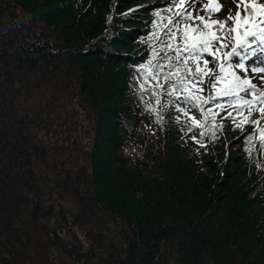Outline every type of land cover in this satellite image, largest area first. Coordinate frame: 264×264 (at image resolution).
Segmentation results:
<instances>
[{
	"label": "trees",
	"instance_id": "trees-1",
	"mask_svg": "<svg viewBox=\"0 0 264 264\" xmlns=\"http://www.w3.org/2000/svg\"><path fill=\"white\" fill-rule=\"evenodd\" d=\"M151 1L0 0V214L20 226L27 205L48 241L68 242L69 264H264V144L247 119L254 111L228 107L224 80L204 91L177 80L184 67L165 59L175 55L165 47L175 46L166 35L175 6ZM220 9L208 13L226 19ZM224 42L219 53L242 51L233 33ZM262 56L235 73L251 82ZM209 95L217 99L206 103ZM193 127L204 135L191 139ZM76 151L89 167L75 176L59 161ZM65 185L78 206L68 215L56 211ZM16 233L31 244L30 233Z\"/></svg>",
	"mask_w": 264,
	"mask_h": 264
},
{
	"label": "snow or ice",
	"instance_id": "snow-or-ice-1",
	"mask_svg": "<svg viewBox=\"0 0 264 264\" xmlns=\"http://www.w3.org/2000/svg\"><path fill=\"white\" fill-rule=\"evenodd\" d=\"M231 3H237V0H230ZM245 0H239L237 3V7H239L240 3H244ZM253 6L255 5V0H251ZM172 6L179 7L181 5H186L183 11L177 13V18L175 20L168 21V29L166 30V35L169 41H175V46L173 44L165 42V47L174 52V56H167L165 59L167 63L171 65L172 61L175 60L177 65H182L184 67V72L182 75L177 77V80L183 84L185 81L192 84V87L197 91H204L206 89H216L217 85L221 80H224L225 86L221 92L220 98H231L235 97L237 100H242L244 104H250L251 101L243 100L241 93L245 96L257 94L264 98V89H259L257 84L250 83L248 78H244L240 75H237L235 72L229 73L227 77L223 75L224 73V64L219 63V57L216 56V53L221 51V48L228 47V45L224 42V38L232 35V33L239 26V21L241 19V13L239 11L235 12V19L233 17L232 10H228V16L226 19H212L210 13L207 16H201L199 13L210 5H215L216 0H171ZM168 10V9H166ZM220 7H216V11H220ZM193 11H195V15H193ZM159 15V14H157ZM199 21V23H196ZM229 21H232L229 24ZM216 28V31L213 32L212 29ZM227 28V31L224 29ZM208 30L207 32L205 30ZM260 45L262 47H258L252 51L248 49L251 47V44H241L238 47L242 49V51L237 50V47H233L230 53H227L229 59L231 57H238L239 63L233 64L228 63L229 68L233 69H241L247 73L248 68L246 67V61L250 60L252 57L257 56L258 53H264V34L258 37ZM219 43V46L217 44ZM213 49L210 51L209 49ZM205 53L208 56L212 57V60H208L205 58ZM264 59V56L261 57ZM200 61H203V70L200 66ZM195 64V68L192 65ZM212 64L213 67L209 68L208 65ZM160 67H164V65H160ZM217 69L219 71L217 72ZM176 72L180 71V67H176L174 69ZM252 73H262L264 74V67H252ZM208 73H212L213 75L208 76ZM173 76V72H168L165 74V81H171ZM208 76L207 81H205L204 77ZM155 78V77H153ZM257 79H264V76L257 77ZM206 84V89L202 88V85ZM176 85L174 83H170L168 94L172 95ZM186 90V89H185ZM177 99H180L177 96ZM189 99L188 96L184 97V100L187 101ZM217 97L214 95H209L205 102L211 103L216 100ZM219 107L220 105L217 104ZM195 107V105H193ZM228 107H232L230 103ZM177 111L183 112L187 115V112L184 108L177 106ZM223 111H227L226 109H222ZM211 111V109H208ZM227 115L231 117V113L228 112ZM179 119V117H177ZM255 123V121H253ZM194 127L199 126L198 121L194 119L193 121ZM193 128H189L188 131L192 132L191 139L197 140V136H203V132L197 133ZM201 143V141H197ZM203 146V145H202ZM264 147V145H261Z\"/></svg>",
	"mask_w": 264,
	"mask_h": 264
},
{
	"label": "rangeland",
	"instance_id": "rangeland-1",
	"mask_svg": "<svg viewBox=\"0 0 264 264\" xmlns=\"http://www.w3.org/2000/svg\"><path fill=\"white\" fill-rule=\"evenodd\" d=\"M141 3V1H140ZM237 3H239V0H237ZM237 3H231L230 0H216L215 5H210L206 10H204L203 13H199L201 16H205L207 19L208 12L210 9H215L219 6L224 11H226L225 15L228 16V10L231 9L233 13V17L235 19V12L239 11L241 13V19L239 21V26H241L242 22V33L244 34L248 28L249 33H252L254 31H257L261 29V27H264V20L262 17L255 18L254 15L261 14L264 15V0H255V5L251 3V0H245L244 3H240L239 7H237ZM150 4L154 6L162 5L163 3H160V1H151ZM148 5V4H147ZM146 5V6H147ZM186 7V5H181L179 7H174L175 15L177 18V13L183 11V9ZM137 9L143 8L142 5H139L136 7ZM251 13H254L251 15ZM193 15H195V11H193ZM211 15L212 19H216L217 17L215 15ZM264 17V16H263ZM175 19V18H174ZM249 19H253L251 24L249 25ZM238 26V27H239ZM238 27L233 32V38L235 39L238 31ZM144 29H147V27H144ZM208 31L207 29L205 30ZM213 32L216 31L215 28L212 29ZM262 34V33H261ZM260 34V35H261ZM258 35V37L260 36ZM232 47H229L227 50L232 51ZM212 51L213 49H209ZM229 53V52H228ZM220 56L223 58V64L228 65V63L231 60L228 61V56L226 54L219 53ZM200 65L203 64V61L199 62ZM235 64V63H233ZM247 67V66H246ZM229 72H237V69L229 68L226 69ZM239 70V69H238ZM241 70V69H240ZM225 71V70H224ZM248 73V71H247ZM259 75H263L262 73ZM258 76H254L250 83L257 84L259 89H264V81L261 82L263 79H257ZM261 77V76H260ZM223 85L224 82H222ZM241 96L243 100L251 101L250 104H244L242 100H237L235 97H232L231 104L234 109H247L251 108V111L253 112L252 117L250 118L249 114L247 115V119H250L253 125H255L256 129L259 128V130L256 132L261 137V140L264 144V98H262L260 95L252 94L245 96L243 93H241ZM263 103V104H262ZM237 113V112H236ZM239 113V112H238ZM242 115L245 113H241ZM82 121L83 125L85 127H89V121L88 119L82 115ZM255 121V123H253ZM255 133V134H256ZM83 139L85 143L89 142V138L84 134ZM238 149V146H236ZM59 165H61L62 168H71L74 171V174L76 176L77 171L82 167H89V161L83 157V154L79 151H76L71 160L67 158V156H62L61 160L59 161ZM259 171H263V168H260ZM74 174H72L74 176ZM264 174V172L262 173ZM66 177V174H64ZM64 194L65 196L63 199H59L56 206V211L63 209L65 211V214L68 215V212H75L77 211V199L76 194H74V191L71 189L68 192V187L65 185L64 187ZM20 215L24 218L22 225H18L19 220L17 221V218H14L15 223L13 222V218L6 216V214H0V235H2L6 240H8L7 236H11L14 238V243L16 246L20 247V251L28 252L26 255L22 256L23 261H27L29 264H69L68 260V253L63 249L62 243L58 242L57 240H54L53 242L47 240V236L43 231V224L38 221V219H35L31 216L30 209L27 205L22 204L19 208ZM6 221V222H5ZM5 225H9L6 229ZM67 227V225L63 226ZM19 230H22L26 232L29 236L27 238H31V244H27L28 240L25 237H18L15 236L13 233L17 234L16 232H19ZM61 230V229H60ZM67 241H72L71 237L63 236ZM19 240H25L26 241V247L23 246L25 244H22ZM79 241H81V245L83 249H86L88 247V241L86 238L85 233L79 234ZM68 243V242H67ZM59 247L60 249H58Z\"/></svg>",
	"mask_w": 264,
	"mask_h": 264
},
{
	"label": "flooded vegetation",
	"instance_id": "flooded-vegetation-1",
	"mask_svg": "<svg viewBox=\"0 0 264 264\" xmlns=\"http://www.w3.org/2000/svg\"><path fill=\"white\" fill-rule=\"evenodd\" d=\"M7 237L8 240H6L2 235H0V241L4 244V250L0 251V264H29L27 261H23L22 258V256L26 255L28 252L20 250L15 251V249H20V247L15 245L13 237ZM62 245L66 246V248L69 249L68 243H62ZM24 246L26 247V245ZM4 251L6 252L3 253Z\"/></svg>",
	"mask_w": 264,
	"mask_h": 264
}]
</instances>
